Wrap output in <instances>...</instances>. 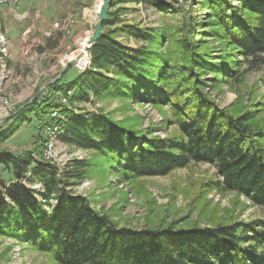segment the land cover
I'll list each match as a JSON object with an SVG mask.
<instances>
[{"label":"trees","instance_id":"16d2710c","mask_svg":"<svg viewBox=\"0 0 264 264\" xmlns=\"http://www.w3.org/2000/svg\"><path fill=\"white\" fill-rule=\"evenodd\" d=\"M124 1L110 0L109 6ZM236 1L202 0L220 28L213 31L216 38L236 49V56L258 58L264 53V0ZM119 20L118 13L109 10L89 48L90 66L71 82L63 83L61 77L49 84L43 98L19 105L11 112L12 124L0 129V141L11 136L19 122L31 121L32 112L41 118L59 109L65 128L60 138L93 149L104 165L127 179L165 175L193 161H207L222 177L214 182L216 187L264 208V121L255 114L254 103L222 107L200 78L214 73L217 87L222 81L241 82L242 60L225 49L214 55L199 45L194 29H182V37L174 38L169 29L141 30L126 23L122 28L145 42L130 47L110 29ZM3 57L0 49V68ZM57 91H72V100L108 93L165 105L178 128L160 137L152 129L146 133L136 117L115 119L106 112L86 117L61 102ZM33 162L31 154L0 151V164L12 166L14 174L10 183L0 180V236L50 253L55 264H264V217L185 228L120 225L73 190L87 177L90 161L73 159L68 170ZM28 173L41 182L40 189L26 183Z\"/></svg>","mask_w":264,"mask_h":264},{"label":"rangeland","instance_id":"374dc122","mask_svg":"<svg viewBox=\"0 0 264 264\" xmlns=\"http://www.w3.org/2000/svg\"><path fill=\"white\" fill-rule=\"evenodd\" d=\"M24 1L22 7L20 2L15 6L0 4V49L4 52L0 68V129L12 124L11 112L19 105L23 107L36 97L47 95L52 82L62 77L61 81L68 83L79 77L84 71L80 59L90 58V47L88 50L85 47L101 17L100 0ZM157 1L163 7H158L155 0H125L113 8L108 3L107 17L109 10H114L121 19L110 25V29L130 47L145 42L123 29L126 23L136 24L141 30L169 29L175 33L174 38L182 37V29L187 33L194 29L199 45L209 47L214 55L224 49L231 51L234 59L242 60L239 69L243 81L236 84L233 80L222 81L217 87L211 78L214 73L206 72L200 74L205 90L222 107L254 103L255 114L264 121V53L258 58L236 56V49L232 50L228 42L214 35L213 31L220 28L202 0ZM69 21L73 22L69 24ZM55 95L61 100L63 94L57 91ZM66 105L84 116L106 112L115 119L136 117L140 128L146 133L152 129L153 135L160 137L170 136L178 128L168 107L148 101L104 93L91 94L87 101L69 98ZM31 118L19 122L13 134L0 141V151L10 150L19 156L31 154L33 165L50 162L60 170L70 169L73 159L90 161L87 177L72 186L73 190L88 196L96 209L108 213L120 225L144 228L173 224L185 228L235 217L239 220L264 217V208L252 204L246 196L224 192L215 186L214 182L222 177L211 162L193 161L165 175L127 179L104 165L93 149L76 147L61 138L56 145V158L49 161L43 153L46 128L55 118L52 112L41 118L32 112ZM30 174L26 183L40 188L41 182L29 178ZM13 179L12 166L0 164V180L10 183ZM0 264L55 263L50 253L37 250L28 242L0 236Z\"/></svg>","mask_w":264,"mask_h":264},{"label":"built area","instance_id":"2783aa9c","mask_svg":"<svg viewBox=\"0 0 264 264\" xmlns=\"http://www.w3.org/2000/svg\"><path fill=\"white\" fill-rule=\"evenodd\" d=\"M22 0H0L1 5H8V6H15ZM178 2H182L183 0H177ZM176 1V2H177ZM177 2V3H178ZM73 21H69V24ZM91 60L89 58V61H87L83 66H80L83 70L87 69L90 66ZM72 91H69L68 95H62L61 96V102L67 104L69 100V95ZM52 115L55 118V120L50 123L46 128V148L44 149V156L49 161H52L56 158V145L59 141L60 134L64 132L65 128L63 123L59 120V117L61 116L59 109H54L52 111ZM88 117V116H86ZM41 188V185L39 186ZM37 189H40L36 187Z\"/></svg>","mask_w":264,"mask_h":264},{"label":"water","instance_id":"95a60500","mask_svg":"<svg viewBox=\"0 0 264 264\" xmlns=\"http://www.w3.org/2000/svg\"><path fill=\"white\" fill-rule=\"evenodd\" d=\"M110 2V0H104V4L102 5L101 7V10H100V21L98 23V25L96 26V31L94 33V35L90 38V41H89V44L86 45L87 49L89 47H91L95 41L98 39V37L100 36L101 32H102V26H103V23L105 21V19L107 18V5L108 3Z\"/></svg>","mask_w":264,"mask_h":264},{"label":"bare ground","instance_id":"6f19581e","mask_svg":"<svg viewBox=\"0 0 264 264\" xmlns=\"http://www.w3.org/2000/svg\"><path fill=\"white\" fill-rule=\"evenodd\" d=\"M102 5H103V0H100L99 1V9H101ZM85 49L88 50L87 47H85ZM87 61H89V58L86 59V56L83 57L82 59H80V63H81L80 66H83V64H85Z\"/></svg>","mask_w":264,"mask_h":264},{"label":"crops","instance_id":"0c3cea01","mask_svg":"<svg viewBox=\"0 0 264 264\" xmlns=\"http://www.w3.org/2000/svg\"><path fill=\"white\" fill-rule=\"evenodd\" d=\"M26 4V2L24 0L20 1L19 5L20 7L24 6Z\"/></svg>","mask_w":264,"mask_h":264}]
</instances>
